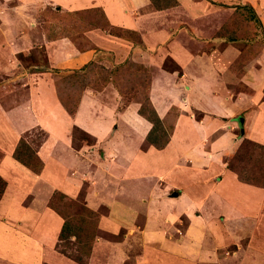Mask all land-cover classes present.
<instances>
[{"label":"rangeland","instance_id":"obj_1","mask_svg":"<svg viewBox=\"0 0 264 264\" xmlns=\"http://www.w3.org/2000/svg\"><path fill=\"white\" fill-rule=\"evenodd\" d=\"M18 1L0 0V264H55L51 258L82 264L75 257L84 264H264L263 192L249 194L241 206L247 211L235 216L216 212L215 203L187 206L185 200L162 196L173 186L161 179L155 182L154 149L141 150L149 147L146 130L137 135L127 126L133 122L127 114L119 116L132 99H146V90L129 85L119 90V70L116 76L107 75L118 63H94L96 73L77 96L55 85L82 67L62 62L56 51L60 42L43 34L60 33L63 19L73 15L84 23L103 25V12H89L88 18L73 5L56 11L51 4L38 11L43 0L39 6L29 3L15 11ZM250 1L264 12V0ZM232 14L217 15L215 26L207 27L209 35ZM241 26L240 35L255 32L254 38L264 46L259 25ZM244 43L245 39L236 44L240 49ZM252 59L241 61L233 76L224 73L229 75L224 79L229 90L239 91L238 96L264 83V67L248 71ZM175 91L172 94L181 96L179 89ZM214 106L220 109V101ZM223 107L220 114L207 110L199 115L194 108L190 112L196 118L219 117L229 111L224 102ZM237 123V132L228 129L229 137H241L229 157L230 166L240 174L250 171L247 178L264 185V125L246 122L243 113ZM20 139L37 155V170L12 156ZM135 165L142 168L133 169ZM65 221L69 228L80 226L81 233L63 230ZM88 229L94 230L92 237Z\"/></svg>","mask_w":264,"mask_h":264},{"label":"crops","instance_id":"obj_2","mask_svg":"<svg viewBox=\"0 0 264 264\" xmlns=\"http://www.w3.org/2000/svg\"><path fill=\"white\" fill-rule=\"evenodd\" d=\"M43 1L45 4L41 3L43 7H40L37 3L41 0H21L14 6V10L19 11L21 6L29 3L39 6L38 11L48 9L49 4L56 11H60L59 6L63 8L64 5H69V8L73 5L72 8L82 10L80 13L100 10L107 19L108 28L104 30L94 23L88 24L86 20L84 23L73 15L75 18L71 16L73 20L69 25L71 35L50 38L45 32V39L62 45L56 46V51H60L63 58L62 62L68 60L82 68L90 62H102L107 67L129 62L133 66L145 67L151 75L146 83L148 96L164 126L170 124L169 140L162 148L149 143V147L141 150L154 149L155 182L161 179L166 185L173 186L171 193L163 192V197L185 200L188 202L187 206L196 201L206 205L215 203L218 213L236 215L239 212L242 215L247 210L241 206L249 201V194H264V185L241 180L238 173L229 166V157L233 155L241 137L238 133L229 137L228 132V129L231 134L237 132V117L241 113L246 122L258 120L264 125V98H260L264 94V83L258 87L250 85L252 92L243 93L244 96H238L239 91L235 94L230 91V84L224 81L229 79V75L226 77L224 73L229 72L233 76L231 65L241 51L236 43L217 34L224 19L217 23L212 34L209 35L207 30V27L215 24L213 20L217 15L224 12L232 14L237 5L249 3L260 18L264 38V12L259 13L250 0H163L169 2L164 7L155 6L153 0ZM79 22L87 25V28L75 31L74 25ZM119 29L125 34L113 32ZM263 56L264 46L246 65L248 71L251 67L262 69ZM215 74L219 77L216 78ZM168 78L171 81H167ZM175 89H179L181 96L172 94L176 92ZM234 89L238 90L236 87ZM224 100L230 102L225 103ZM219 101L221 107L216 109L214 105ZM223 102L230 111L223 113V117L196 118L190 112L194 108L199 115L207 110L220 114L221 110H225ZM140 104L138 100H131L119 116L127 114L129 122L137 123L133 125L132 122V125L127 126L137 135L146 130L147 136L152 124L139 114ZM140 124L142 126L139 128ZM132 168L142 167L135 165ZM14 173L17 174L15 171ZM10 180L14 181V177ZM174 191L178 192L177 196H172ZM14 204L15 202L12 206ZM38 243L41 247V242ZM38 243L31 244L33 249ZM51 260L55 264H70L60 258ZM5 263L10 264L9 261Z\"/></svg>","mask_w":264,"mask_h":264},{"label":"trees","instance_id":"obj_3","mask_svg":"<svg viewBox=\"0 0 264 264\" xmlns=\"http://www.w3.org/2000/svg\"><path fill=\"white\" fill-rule=\"evenodd\" d=\"M153 1H155V6H159V7H164V6H167V4H169V2L163 1V0H153ZM96 11L101 12L100 10H96ZM89 12H95V10L86 11L84 14H88ZM241 14L244 15V17H242ZM73 17H69V19L64 18L63 19L64 22L62 21L61 23V32L55 33V35L52 33V31L51 33L47 32L48 37L54 38L55 36H60L63 34L71 35L70 33L71 26L69 27V25L71 24ZM81 17L83 16L81 15ZM102 17L104 21H106V23L103 25H96L95 23V26H100L102 29L107 30L108 28L107 19H105L104 15ZM247 22H250L252 25L257 24L262 29V23L260 21L259 16L255 12L254 8L249 3L240 4V5H237L234 13L224 22V24L217 31V34H219L221 37L229 41H232L234 43L238 44L243 39H245V41L247 42V43H244L245 46L243 48L240 46L241 52L239 53V55L236 57V59L233 61L231 65L232 70H234L235 72H237V66H240L248 58H251L253 55H255L259 51V49H261V47L263 46V44H261L260 41H257L254 38L256 35L255 32L253 33L245 32V35H240L242 32L241 25L246 26ZM248 26L250 27V24ZM86 28H87V25H84V23L82 22H79L76 25H74L75 31H79V30L83 31ZM113 32L116 34H120L116 30H114ZM262 33H263V29H262ZM241 36H242V39L239 38ZM241 61L243 63H241ZM95 65L96 64H94V62H90L87 65H85L83 68L74 71V73H72L70 76L60 79V80H56L55 85L57 86V88L65 89L66 93L70 92L71 95L77 96L85 88V84L91 82L90 81L92 78L91 76H93L96 73V68H98ZM117 69L121 73L119 80H118L119 83H116L117 85L120 84L119 90L125 89L123 87L127 88L126 85H129V86H132L133 88H138V89L140 88L143 89V87L145 88L146 95H147L146 99L140 100L139 98H137V99H132V100H138L140 101V103L142 101V105L140 106V109L138 112L141 115L145 116L152 124L151 129L149 130L146 136V140L156 148L164 147L169 140V131L165 129L166 126H164L163 120L159 118V116L157 115L156 111L154 110V107L152 106L150 98L148 97V90H147L148 86H146V83L149 82L151 75L145 69V67L140 66V65L133 66V65H130L129 62H124L118 65L116 69L113 70V72H108L109 74L107 75L109 76L111 73H114L116 76ZM108 76L106 78H103L104 83L108 82ZM142 83H145V84H142ZM259 146L263 147L261 144H259ZM12 156L19 163L27 167H31L33 170H37L38 169L37 167L41 165V163L37 161V157H36L37 155L34 153L33 150H31V147L23 139L19 140V143L15 147L12 153ZM34 158H35V162H33ZM229 166H230V163H229ZM230 167L233 168L238 173L241 180H244L250 183L253 182L252 181L253 177L252 178L250 177L248 179L246 176L247 174H250V171L245 170L243 174H240L239 171L235 169L233 166H230ZM73 228L75 229L77 233H81L80 226L77 225V226H74ZM73 228L72 227L69 228L68 224L65 221L62 229L66 231H71L72 229L74 231ZM89 230L90 229H88V231ZM88 231H87V235L89 234L88 236L92 237L94 234V230H90L91 233H89ZM73 259L76 260L77 262L84 264V261L82 260L81 257H75Z\"/></svg>","mask_w":264,"mask_h":264},{"label":"water","instance_id":"obj_4","mask_svg":"<svg viewBox=\"0 0 264 264\" xmlns=\"http://www.w3.org/2000/svg\"><path fill=\"white\" fill-rule=\"evenodd\" d=\"M242 120V119H241ZM240 120V121H241ZM178 195V192L177 191H174L173 193H172V196H177Z\"/></svg>","mask_w":264,"mask_h":264}]
</instances>
